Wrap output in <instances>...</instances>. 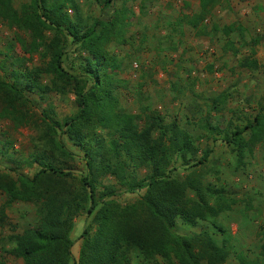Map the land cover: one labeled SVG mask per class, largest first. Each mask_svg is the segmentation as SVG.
Masks as SVG:
<instances>
[{
	"label": "trees",
	"instance_id": "obj_1",
	"mask_svg": "<svg viewBox=\"0 0 264 264\" xmlns=\"http://www.w3.org/2000/svg\"><path fill=\"white\" fill-rule=\"evenodd\" d=\"M95 1L105 7L112 0ZM219 1L198 0L197 10L178 22L196 28ZM14 2L0 0V21L27 31L29 43L18 36L15 40L29 54L27 59L35 52L43 64L27 69L22 67L23 57L13 58L12 80L0 77V117L10 118L15 125L31 120L24 90L42 96L52 90L65 93L71 89L77 109L62 121L44 110L42 121L50 152L31 154L27 164L39 165L31 177L17 172L16 178L0 179L6 205L15 200L32 202L37 216L35 225L10 234L7 239L12 246L2 250L21 258L22 264H69L73 220L86 212L91 219L81 233L75 264H129L132 253L148 261L159 257L162 264H225L235 253L218 222L221 212L230 206L225 189L175 173L177 160L203 164L208 151L198 155L195 136L178 122L165 121L142 108L139 113L126 111L115 94L118 63L107 44L113 37L120 38L125 13L116 11L111 19L95 17L88 22L75 0H29L19 8ZM68 8L74 10L73 15ZM234 30L243 28L232 24L221 28L226 36ZM227 42L232 43L230 39ZM67 43L78 53L85 52L79 64L81 76L63 66ZM241 65L254 68L259 64L256 59L243 58ZM41 74L49 76L47 83H42ZM213 102L216 105L218 97ZM198 125L209 135L221 134V141L239 158L244 149L251 150L264 140L263 110L247 117L243 125L229 121L226 129L212 124L208 114ZM63 134L81 152L84 170L78 176L64 170L55 157L57 151L64 158L72 157L60 138ZM189 154L195 158H188ZM106 177H112L114 183L105 182ZM119 190L143 193L121 204L112 198ZM4 219L1 207L0 223ZM201 222L212 229L175 230L179 223L192 228ZM236 257L237 264H264V233L253 259ZM0 264L8 263L0 258Z\"/></svg>",
	"mask_w": 264,
	"mask_h": 264
},
{
	"label": "rangeland",
	"instance_id": "obj_2",
	"mask_svg": "<svg viewBox=\"0 0 264 264\" xmlns=\"http://www.w3.org/2000/svg\"><path fill=\"white\" fill-rule=\"evenodd\" d=\"M28 1L15 0L14 6L19 8ZM75 1L80 15L88 22L95 17L111 19L116 11L125 13L120 38L113 37L107 44L109 53L118 63L115 94L120 106L134 113H139L141 108L157 113L165 121L178 122L195 136L198 155L208 151L207 160L193 165L180 158L175 162V173L188 174L205 184L225 189L224 197L230 206L221 212L218 222L225 228L235 251L225 264H237L236 256L253 259L264 233V140L257 141L251 150L244 149L239 158L236 151L221 141V134L209 135L198 122L208 114L212 124L226 129L229 121L243 125L246 118L257 111L264 113V0H220L196 28L178 21L197 10L198 0H112L105 7L95 0ZM67 12L74 14L71 8ZM228 24L243 30H234L226 36L221 28ZM17 36L28 43L31 41L24 29L0 21V77L7 81L12 80L11 61L15 57H23L22 67L27 69L43 64L35 52L27 59L29 54L17 43ZM228 39L232 43L227 42ZM71 44H66L63 66L81 76L79 64L85 52L78 53ZM243 58L256 59L258 67L242 66ZM41 81L47 83L49 76L41 74ZM23 92L31 120L15 125L10 118L0 117L2 180L8 176L16 178L17 172L31 177L39 168L36 162L31 166L27 164L31 154L50 152L44 135L47 130L42 121L44 110L51 111L53 118L62 121L77 109L71 89L65 93L52 90L42 96L27 90ZM217 97L219 102L215 105L213 101ZM60 138L72 157L64 158L57 151V162L64 170L78 176L84 170L81 152L65 134ZM187 157L195 158L190 154ZM104 180L114 183L112 177ZM142 193L143 190L132 193L119 190L112 198L125 204ZM6 199L5 193L0 191V208L5 212L4 222L0 223V258L8 264H22L21 258L2 249L12 246L7 239L10 234L36 224V210L32 202L15 200L6 205ZM90 219L89 214L82 212L73 220L69 264H75L81 233ZM208 227L212 229L203 222L192 228L179 223L175 230L186 233ZM129 264H162V261L159 257L144 260L132 253Z\"/></svg>",
	"mask_w": 264,
	"mask_h": 264
},
{
	"label": "built area",
	"instance_id": "obj_3",
	"mask_svg": "<svg viewBox=\"0 0 264 264\" xmlns=\"http://www.w3.org/2000/svg\"><path fill=\"white\" fill-rule=\"evenodd\" d=\"M134 65L136 66L137 64H136V63H134Z\"/></svg>",
	"mask_w": 264,
	"mask_h": 264
}]
</instances>
